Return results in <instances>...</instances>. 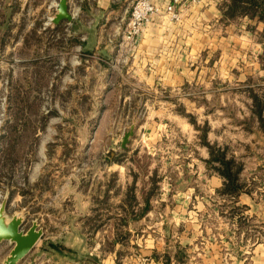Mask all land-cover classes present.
Returning <instances> with one entry per match:
<instances>
[{
  "label": "rangeland",
  "instance_id": "1",
  "mask_svg": "<svg viewBox=\"0 0 264 264\" xmlns=\"http://www.w3.org/2000/svg\"><path fill=\"white\" fill-rule=\"evenodd\" d=\"M44 2L46 7L42 14L46 22L37 24L36 31L27 35L22 46L18 45L17 25L11 22L18 8H8L0 0V204L7 193L10 194V215L22 210V201L24 205L30 204L35 194L37 196V192H32V178L46 161L50 166L47 171H60L61 175L73 177L72 190L75 182H79L75 177H94L92 192L97 199L102 198L105 209L111 205L108 191L120 180L119 193L115 191L114 197L122 194L124 201L119 204V216L106 212L88 219L74 215L46 216L44 238L20 264H108L109 254L115 250L118 264H132L135 256L140 259L138 264L144 259H148L146 264H165L167 255L171 256V264H202L192 258V240L199 231L200 239L204 238L202 230L209 224L218 228L223 224V218L217 215L203 217L194 214L198 207H207L204 198L211 191V177H220L207 165L209 150L205 141L228 147L229 152H234L244 162L242 178L247 183L246 189L250 190L255 203L264 208V136L250 119L252 99L249 95L253 87L264 99V23L247 16H235L230 23H223L227 27L222 29L226 33L221 36L226 37V43H219L216 52L206 48L200 56L201 63L215 69L214 82L209 88L203 82L200 87L190 89L189 93L195 96L194 103H182L174 97L167 99L169 112L192 127L184 130V137H181V126L178 127L180 122L171 118L167 137L154 144L157 151L150 150L154 141L150 139V130L135 133L129 149L122 151L121 135L117 133V126L122 121L114 113L118 106V89L104 88L102 73L81 74L78 71L84 58L75 51V45L71 46L70 55H60L58 48L61 50L63 46L56 41V59L48 61L49 40L52 39L47 31L52 24L48 22L49 1ZM200 30L210 29L202 27ZM22 59L26 61L22 62ZM67 60L70 61V71L65 69ZM222 65L229 67V72L221 71ZM33 67L39 70L36 76ZM203 76L211 77L212 74ZM156 129L155 132L158 126ZM190 135L193 140H189ZM11 145H14V154L8 159L6 153ZM181 145L183 156L178 154L180 150H173ZM196 147L200 149L196 150ZM206 152L208 158L203 159ZM196 159L199 166H192ZM124 164L133 184L123 190L124 180L116 165ZM92 179L87 182L92 183ZM191 190L193 196L189 195L183 201L185 212L177 210L178 215L153 217L154 232L142 231L140 225L144 218L140 212L135 216L126 210L130 203L134 205L133 196L137 192L145 198L150 194L172 195L177 191L186 195ZM172 202L171 208L174 207ZM139 204L137 199L136 207ZM209 207L215 211L226 210L234 246L239 244L242 236V240H248V245L263 236L262 231L258 232L264 224L263 215H251L248 207L239 202V197L231 200L216 191L215 200L209 202ZM161 227L164 228L162 232L159 231ZM124 235L126 239L122 238ZM148 235L159 241L169 236L171 247L167 252L164 250L146 257L137 241ZM53 244L64 245L72 253H56ZM178 248L179 261L174 258ZM11 249L8 242L2 244L0 264ZM65 254L69 257H63ZM96 255L98 263L95 262Z\"/></svg>",
  "mask_w": 264,
  "mask_h": 264
},
{
  "label": "crops",
  "instance_id": "2",
  "mask_svg": "<svg viewBox=\"0 0 264 264\" xmlns=\"http://www.w3.org/2000/svg\"><path fill=\"white\" fill-rule=\"evenodd\" d=\"M73 1L81 8L80 14L73 17L71 22L65 21L60 25H51L47 31L50 34L48 37L52 39V41L49 40L48 61L56 59L57 53L54 50L57 45L56 41L63 46L61 50L58 48L61 51L60 55H70L72 47L69 41L72 39L78 41L74 47L75 51L84 58L81 59L78 71L81 74L90 71L95 72L96 75L102 73L104 88H108L110 91L118 89L116 97L118 106L114 113L123 123L117 126V133L121 135V144L125 133L135 127V133L150 130V139L156 141H152L153 145L150 150L157 151L158 147L154 144L162 140L163 137H167L170 129L169 119L171 118L180 122L178 127L181 126V137H184V130L192 127L183 124L181 117L169 112L167 99L174 97L182 103H194L195 96L189 93L190 89L200 87L203 82H205L204 86L209 88L214 82L215 69L201 63L200 56L206 48H211L210 52L212 50L216 52L219 43H226V37L221 36V33H226L222 29L227 27V25L223 26V23H230L231 20L223 18L220 9L221 2L217 0H178L175 3L174 0H155L164 9L169 4L175 5L179 19H172L171 15L164 11L162 15L155 17L144 28L132 44H125L121 35L127 24L133 0H69L70 8ZM1 2L6 3L8 8H18L16 14L11 17V22L17 25L16 29L20 40L18 45L24 46V41L28 39L27 35L36 31L35 26L46 22L45 15L42 14L46 7L44 0H1ZM60 26H65L63 33H54V30ZM202 27H209L210 30L202 31L200 30ZM217 27L220 30L217 31ZM51 46L52 48H50ZM21 61L25 62L26 60L22 59ZM35 61L39 60L35 59ZM64 65L66 71L71 70L70 61H65ZM37 67L36 69L33 67L35 76L39 73ZM228 70L229 67L222 65L221 71L226 73L229 72ZM207 73H211L212 76L204 77L203 75ZM80 83H82V78ZM225 83L224 79L223 86L226 85ZM114 94H116L115 90ZM157 126L158 131L155 132ZM193 138V135H190L189 140H193ZM129 144L126 149L121 147L122 151L129 149ZM181 148L182 145L173 150L174 152L180 150L178 154L183 156ZM193 148L194 146L191 151ZM160 149L163 148L160 146ZM199 149L196 147V150ZM206 158H208L207 152L203 159ZM194 164L199 166V160L196 159L191 165L194 166ZM49 167V161L38 167L37 174L32 178V192H37V196L35 194L30 204L24 205L22 201V210H19L30 221L38 219L44 231L46 216L74 215L77 218L88 219L90 216H96L103 212L112 216L120 215L119 204L124 201V195L118 194L114 197L116 192L119 193L120 180H117L116 187L113 184L108 191L111 194V205L105 209L102 198L97 199L94 197L95 193L92 192L95 184L94 177H75L79 182H75L76 186L72 190L73 177L70 174L61 175L60 171L54 173L47 171ZM126 168L125 164L116 165V170L124 180L123 190L126 189V186L128 188L133 184ZM90 178H93L92 183L87 182ZM209 182L211 191L207 192L204 198L207 207L203 209L198 207L196 212H193L197 216L203 217L217 215L223 218V224L219 228L209 224L202 230L204 234L202 239H200V231L198 232L190 245L193 260L202 264H264V224L258 228V232H263L261 239L248 245V240H242V236L239 244L234 246L231 223L229 219H226V210L215 211L209 207V202L215 200L216 191L222 187L223 179L212 176ZM138 184L136 183V185ZM193 192L191 190L186 195L178 191L172 195L161 193L158 196H151L150 194L145 198H143V194L141 196V193L137 192V195L133 196L134 205L138 199L140 206L128 207L126 210L135 216L140 212L144 218L140 225L143 228L142 231L154 232L156 230H152L155 225H152L153 217L178 215L177 210H180L181 213L185 212L183 201L185 198L188 199L189 195L193 196ZM21 198L23 200V196ZM17 200H20V197ZM171 202L174 203L173 208L169 206ZM239 202L248 207L251 215H263L264 218V208H260L255 203L252 194H241ZM70 209L73 210L70 211ZM200 220L201 218L198 223ZM197 227L200 228V224ZM163 229L161 227L159 231L162 232ZM168 238L169 236L159 241L148 235L144 240H138L137 244L143 247L146 257H151L156 252L164 250L167 252V249L171 247ZM180 243L183 244L181 241ZM135 257L131 261L132 264H138L140 260L137 256ZM108 258V264L119 263L116 250L111 252Z\"/></svg>",
  "mask_w": 264,
  "mask_h": 264
},
{
  "label": "trees",
  "instance_id": "3",
  "mask_svg": "<svg viewBox=\"0 0 264 264\" xmlns=\"http://www.w3.org/2000/svg\"><path fill=\"white\" fill-rule=\"evenodd\" d=\"M220 9L225 20L231 19L235 16H247L251 19H257L264 23V0H223L220 4ZM5 16V15H3ZM4 24V23H3ZM64 27L60 26L54 30V33H63ZM70 46L76 45L78 41L72 39L69 41ZM264 65V63H262ZM257 91L251 87L249 91L251 103V121L253 124H257V129L261 130L264 136V99L256 93ZM13 129H16L15 127ZM209 150V159L207 165L214 170V172L223 179V185L217 190L218 193L230 198L231 200H237V198L243 193H250L247 190V183L244 182L242 176L244 172V162L241 161L234 152H229L228 147H223L219 144H211L210 142L204 143ZM14 154V145L9 146L6 156L8 159H12ZM11 161V160H9ZM135 186H133L132 190ZM133 198V197H132ZM134 202V201H133ZM148 203V201H146ZM130 203V207H133ZM133 214V213H132ZM119 234V233H118ZM126 239V235L122 237ZM121 240V239H119ZM53 248L56 253H72V250L64 245L53 244ZM178 250L176 249L174 258L179 261ZM113 252V251H112ZM63 257H69L64 255ZM182 259V257H180ZM95 262L98 263L99 259L96 255ZM155 262H157L155 260ZM172 259L170 255L165 258V264H171Z\"/></svg>",
  "mask_w": 264,
  "mask_h": 264
},
{
  "label": "water",
  "instance_id": "4",
  "mask_svg": "<svg viewBox=\"0 0 264 264\" xmlns=\"http://www.w3.org/2000/svg\"><path fill=\"white\" fill-rule=\"evenodd\" d=\"M65 21H72L69 0H60L57 14L51 23L60 25ZM134 130L135 127L123 136L122 149L127 148L135 134ZM9 199L10 194L7 193L0 204V247L5 242L12 245V249L4 259L3 264H20L36 249L39 242L44 238L45 232L38 219L30 221L26 215L17 211L10 215L8 210Z\"/></svg>",
  "mask_w": 264,
  "mask_h": 264
},
{
  "label": "built area",
  "instance_id": "5",
  "mask_svg": "<svg viewBox=\"0 0 264 264\" xmlns=\"http://www.w3.org/2000/svg\"><path fill=\"white\" fill-rule=\"evenodd\" d=\"M48 1H49L48 22L51 23L52 19L55 17L54 15L57 14V8L60 0H48ZM174 1L175 3L178 2V0H174ZM217 1L222 2L223 0H217ZM71 4H72L71 8L69 7V9L72 18L77 17L81 12V8L74 1ZM164 11L170 14L172 19L174 20L179 19V15L175 11V5L169 4L164 9L155 0H133V4L129 12V18L127 24L121 35L123 42L125 44H132L137 39V37L140 36L144 28L148 24H150L155 17L162 15ZM147 261L148 259H144L141 264H146Z\"/></svg>",
  "mask_w": 264,
  "mask_h": 264
}]
</instances>
